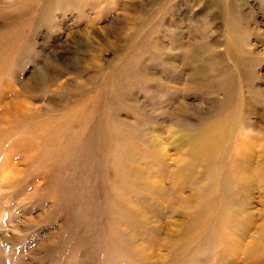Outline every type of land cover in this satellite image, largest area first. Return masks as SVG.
I'll list each match as a JSON object with an SVG mask.
<instances>
[{
  "label": "rangeland",
  "instance_id": "obj_1",
  "mask_svg": "<svg viewBox=\"0 0 264 264\" xmlns=\"http://www.w3.org/2000/svg\"><path fill=\"white\" fill-rule=\"evenodd\" d=\"M0 264H264V0H0Z\"/></svg>",
  "mask_w": 264,
  "mask_h": 264
},
{
  "label": "bare ground",
  "instance_id": "obj_2",
  "mask_svg": "<svg viewBox=\"0 0 264 264\" xmlns=\"http://www.w3.org/2000/svg\"><path fill=\"white\" fill-rule=\"evenodd\" d=\"M11 107H13L14 110H16V108L19 109V106L16 105L15 103H14V106L11 105ZM222 125H223L222 123H216V124L214 123L200 130L192 129L189 132L186 129L188 128L186 125L184 127H177L175 130H173L174 132L170 136V139L178 144H182L183 146L186 145L187 141L192 142L194 145V148L196 149L195 156H196L197 161L203 162L204 164L208 163L210 165L211 160L215 158L214 154L216 152L217 147L222 143V138H223V135H222L223 126ZM254 146H255V141L248 140L247 138H243L240 140V144L238 146L239 147L238 153L241 156L246 157L245 152L247 150L248 152H251ZM243 252L241 251V253ZM245 253H246V250H245Z\"/></svg>",
  "mask_w": 264,
  "mask_h": 264
}]
</instances>
